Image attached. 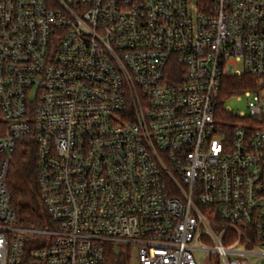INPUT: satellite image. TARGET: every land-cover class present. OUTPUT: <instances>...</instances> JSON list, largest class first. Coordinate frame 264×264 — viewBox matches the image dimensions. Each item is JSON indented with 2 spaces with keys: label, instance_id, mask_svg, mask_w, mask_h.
<instances>
[{
  "label": "built area",
  "instance_id": "built-area-1",
  "mask_svg": "<svg viewBox=\"0 0 264 264\" xmlns=\"http://www.w3.org/2000/svg\"><path fill=\"white\" fill-rule=\"evenodd\" d=\"M0 264H264V0H0Z\"/></svg>",
  "mask_w": 264,
  "mask_h": 264
},
{
  "label": "trees",
  "instance_id": "trees-1",
  "mask_svg": "<svg viewBox=\"0 0 264 264\" xmlns=\"http://www.w3.org/2000/svg\"><path fill=\"white\" fill-rule=\"evenodd\" d=\"M254 79L248 75L226 78L219 100L222 107L231 96L252 88ZM17 221L25 226H43L49 218L41 202L38 185L37 146L28 140L19 141L12 154L7 176Z\"/></svg>",
  "mask_w": 264,
  "mask_h": 264
},
{
  "label": "rangeland",
  "instance_id": "rangeland-1",
  "mask_svg": "<svg viewBox=\"0 0 264 264\" xmlns=\"http://www.w3.org/2000/svg\"><path fill=\"white\" fill-rule=\"evenodd\" d=\"M250 98H252V97H250ZM246 100H247L246 97H243L240 100L235 97V98L227 99L225 101V105H228L235 112L249 113V108L247 106Z\"/></svg>",
  "mask_w": 264,
  "mask_h": 264
}]
</instances>
